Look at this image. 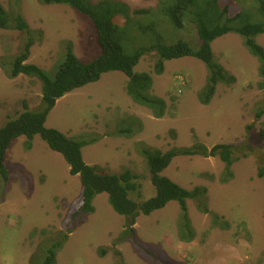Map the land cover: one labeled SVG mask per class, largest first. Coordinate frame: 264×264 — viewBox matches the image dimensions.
Instances as JSON below:
<instances>
[{"label":"rangeland","instance_id":"1","mask_svg":"<svg viewBox=\"0 0 264 264\" xmlns=\"http://www.w3.org/2000/svg\"><path fill=\"white\" fill-rule=\"evenodd\" d=\"M113 1L127 4L131 19L144 27L152 18L139 17L135 10L158 5V0ZM217 1L223 7L233 4L231 15L237 8L245 15L259 6L255 0ZM1 2L8 14H20L29 30L0 29V130L26 109L37 112L42 108L38 78L10 77L16 59L27 52L30 43L24 65L37 66L51 78L69 52L85 62L102 53L94 26L70 5L39 0ZM117 19L124 28L125 15L118 13ZM244 22L238 20L233 26ZM131 23L122 39L128 53L151 46L154 33L161 34L165 44L184 41L199 48L196 26L190 22L180 30L157 23L145 34L136 32ZM255 40L264 48V34ZM212 51L227 80L217 84L208 104L201 97L210 76L203 61L194 57L166 60L158 74V57L150 53L134 73L150 76L148 97L165 103L161 118L137 103L128 91L127 75L114 71L60 98L45 123L46 129L83 143L87 165L136 175L141 198H133L140 202L156 195L144 150L166 153L201 146L210 152L218 145H250L253 152L248 147L238 152L240 160L230 170L219 156L196 154L176 156L162 172L186 190L207 189L200 202L187 201L188 221L182 218L181 205L172 201L150 215H141L131 231L127 219L112 208L109 195L102 193L93 201L95 212L68 231L65 225L81 204V177L71 174L64 157L51 150L40 135L32 140L21 136L6 152L8 180L0 175V264H29L41 244L65 234L57 264H264L261 62L234 32L216 39ZM200 203L211 213L202 211Z\"/></svg>","mask_w":264,"mask_h":264},{"label":"trees","instance_id":"2","mask_svg":"<svg viewBox=\"0 0 264 264\" xmlns=\"http://www.w3.org/2000/svg\"><path fill=\"white\" fill-rule=\"evenodd\" d=\"M43 4H67L79 12L91 25L94 26L98 36V43L102 49L101 55L85 62L78 59L69 52L65 62L57 70L55 77H49L44 71L34 65H24L29 58L30 43L27 52L18 57L15 61L11 78L19 75L36 77L42 84V108L37 112L26 109L18 119L9 121L0 130V175L8 180L5 156L11 142L18 137L25 136L32 140L40 135L51 150L60 153L70 167L72 175H79L82 181V199L78 209L71 213V220L65 225L68 231L72 230L75 222L86 219L95 212L93 201L97 195L106 193L116 213L127 219V229L134 231L137 219L141 215H150L153 212L163 209L170 202L175 201L181 205L182 218L188 221L187 201H201L206 198V188H196L189 191L163 177L162 172L169 167L173 159L178 155L193 156L204 154L210 157L219 156L230 170L233 164L240 160L238 152L248 147L249 153L253 152L250 145H218L212 151H207L201 146L193 149L170 150L163 153L159 150L147 149L143 151L147 161L151 182L156 189V195L149 200L140 202L134 199L137 195L141 198V185L138 177L131 171L126 170L115 173L107 168L87 165L82 156L83 143L67 138L65 135L54 129H46L45 123L48 115L54 109L57 101L66 94L77 90L87 84L100 80L103 74L120 71L129 78L128 91L137 103L149 108L156 118H161L165 110V103L157 98L148 97L152 83L146 73L136 74L134 68L141 59L150 54L156 53L158 62L156 71L161 74L166 60L179 59L182 57H194L203 61L210 70L208 83L205 87L206 94L202 100L208 104L215 94L219 82L225 81L226 73L214 62L212 43L230 33L239 34L245 39V45L261 62L260 74L264 76V48L256 42V37L264 34V1L255 0L259 5L254 12H246L245 15L237 8L234 15L230 9L233 4L222 6L217 0H158L156 9L135 10L134 14L139 17L152 18L147 27L141 24L136 25L131 19L130 7L122 2L103 0L91 3L85 0H39ZM12 12V11H10ZM118 13L125 15V27L122 28L117 19ZM244 19V24L233 26V24ZM132 21V23H131ZM192 23L198 32L199 48L195 49L189 43L179 41L176 44H165L159 33H154L152 45L134 49L128 53L122 42L123 34L129 29L131 23L136 32L140 34L151 32L156 24L172 25L176 29H183L185 23ZM128 25V26H127ZM141 25V26H140ZM15 28L22 32H28L29 26L20 14H8L0 0V29ZM146 92V94H145ZM259 113L258 116H261ZM264 138V131L261 133ZM244 146V147H243ZM242 147V148H240ZM246 157V155L244 156ZM232 176V173L230 172ZM260 176H264L261 171ZM226 182V181H225ZM200 209L211 213L203 203ZM69 223L71 225L69 226ZM67 235L61 239L52 240L48 244H41L29 260V264H57V255Z\"/></svg>","mask_w":264,"mask_h":264}]
</instances>
